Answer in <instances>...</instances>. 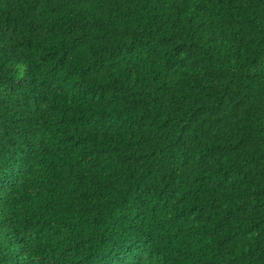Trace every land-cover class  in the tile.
Returning a JSON list of instances; mask_svg holds the SVG:
<instances>
[{
    "label": "trees",
    "instance_id": "16d2710c",
    "mask_svg": "<svg viewBox=\"0 0 264 264\" xmlns=\"http://www.w3.org/2000/svg\"><path fill=\"white\" fill-rule=\"evenodd\" d=\"M0 264H264V0H0Z\"/></svg>",
    "mask_w": 264,
    "mask_h": 264
}]
</instances>
